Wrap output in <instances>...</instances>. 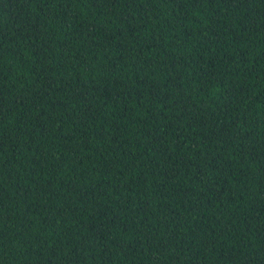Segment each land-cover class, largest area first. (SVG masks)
Segmentation results:
<instances>
[{
    "label": "trees",
    "instance_id": "16d2710c",
    "mask_svg": "<svg viewBox=\"0 0 264 264\" xmlns=\"http://www.w3.org/2000/svg\"><path fill=\"white\" fill-rule=\"evenodd\" d=\"M0 264H264V0H0Z\"/></svg>",
    "mask_w": 264,
    "mask_h": 264
}]
</instances>
